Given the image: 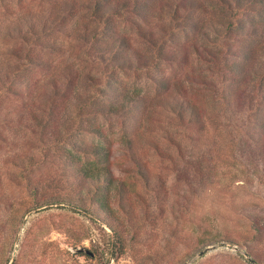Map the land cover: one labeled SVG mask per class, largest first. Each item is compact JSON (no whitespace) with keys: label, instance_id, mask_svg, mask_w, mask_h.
Segmentation results:
<instances>
[{"label":"rangeland","instance_id":"rangeland-1","mask_svg":"<svg viewBox=\"0 0 264 264\" xmlns=\"http://www.w3.org/2000/svg\"><path fill=\"white\" fill-rule=\"evenodd\" d=\"M5 1L8 8L0 1L2 26L24 21V10L39 12L62 0ZM78 1V10L65 27L47 36L61 48L36 46L37 54L53 60L51 75L41 68L27 69L23 54L33 46L26 26L23 33L27 40L16 32L0 39V66L16 65L12 68L18 69L11 71L8 79L0 78V264H264V156L244 134L253 125L252 118L246 119L252 102L251 108L245 105L239 109L233 101L211 100V83L226 73V66L211 62L213 57L192 52L189 64L160 61L155 67L113 70V76L98 85L106 91L99 98L104 105L116 100L120 83L130 90L136 88L148 100L146 108L140 104L127 115L120 110L99 119L109 126L115 140L114 180L107 192L96 190L98 181L75 171L74 164L82 159L63 150L70 145L56 148L45 143L46 137L52 136L43 127L48 124L46 95L54 88L58 93L64 91L68 69L79 66L77 88L84 94L94 91L89 86L91 80L104 78L100 60L87 56V43L76 31L99 29V23L87 14L88 0ZM211 15V11L204 13L206 22L211 21ZM250 15L259 19L264 12L259 18V14ZM121 28L132 38L129 54L133 50L150 53V46L135 28L125 21ZM193 35L189 33L187 38ZM180 37L185 41L184 35ZM188 72L197 79L203 75L207 81L195 83L204 88V129L173 125L172 114L153 103L154 96L166 91L149 74L166 77L168 91L177 93L175 88L181 87L176 85L186 86L183 78ZM5 83L18 89L5 87ZM188 91L193 95L190 85ZM67 96H56L54 106L59 108L57 119L63 125L73 120L77 110L73 97ZM37 103L41 108L33 105ZM258 106L264 115L263 103ZM161 128L167 129L176 143L163 138ZM125 135H141L136 139L138 162L119 144ZM142 135L157 139L160 150ZM91 164L98 167L103 162L92 159ZM22 171L27 179L20 176ZM119 181L123 184L118 187ZM57 195L71 202H45Z\"/></svg>","mask_w":264,"mask_h":264},{"label":"trees","instance_id":"trees-1","mask_svg":"<svg viewBox=\"0 0 264 264\" xmlns=\"http://www.w3.org/2000/svg\"><path fill=\"white\" fill-rule=\"evenodd\" d=\"M0 1H4L6 8L9 7L8 2ZM78 4V0H62L50 4L47 9L43 6L39 12L26 13L24 10L22 17L24 21L5 23L4 26L0 21V39H6L7 35L12 36L13 32H16L19 38L27 40L28 37L23 33V25L26 26L31 34L30 43L33 46L26 48L23 54L24 59L28 61L27 69L41 68L45 70V74L51 75L54 71H52L53 60L49 56L37 54L36 46L41 49L59 50L61 47L47 36H51L55 29L65 27L67 19L78 10ZM85 7L88 16L98 22L100 27L93 31H88L86 28L76 31L87 43L85 49L87 56L92 58L95 55L100 60L102 66L100 72L104 78L91 80L89 86L94 91L84 94L77 88L81 82L79 66L68 69L64 80L67 86L64 91L55 92L56 89L53 87V92L46 95L49 103L48 124L43 127L48 128L52 133V136L46 137L45 143L56 148L68 144L71 148L63 150L77 154L79 161L82 159V162L74 164V169L82 177L98 181L96 190L107 192L114 180L111 162L115 140L111 136L109 126H105L99 119L120 110L127 115L140 104L144 108L148 105V100L139 95L136 88L130 90L131 88L122 83H120L122 89L118 90L116 100L104 105L99 98H103L106 91L98 85L107 82L113 76V70L134 71L155 67L160 61L189 64L192 62V52L198 57H213L211 62H216L218 67L226 66V73H221L223 78H217L219 86L214 80L208 89L213 97L211 100H220V103L225 100L227 103L233 101L239 109L244 108L245 105L251 108L252 102V112L247 113L246 119L250 121L252 118L253 125L251 129H245L244 134L252 138L253 148L264 156V115L258 106L259 103H263L264 106V17L260 16L264 12V0H88ZM208 11H211L212 19L206 22L204 13ZM215 12L218 14L215 15ZM252 13L259 14L258 18L259 16L260 18L253 19L250 15ZM247 18L250 20L248 23ZM122 21L135 28L150 46V53L141 50L128 53L133 48L132 38L121 28ZM189 33H194L193 38H187ZM181 35L186 37L185 41H182ZM198 39H201L202 43L197 41ZM206 42L211 44V47L206 45ZM14 66L16 65L12 67ZM12 67L0 66V71L2 70L0 78L4 75L5 80L9 78L11 71L18 72V69ZM149 76L154 83L161 85L166 91L164 94L154 96L153 103L172 114L173 125L205 128L207 113L201 104L204 88L195 85V83H207L203 75V79H197L191 75V72L186 73L183 78L187 81L186 86L183 83L176 85L181 87L175 88L177 93L168 91L170 85L166 77L155 74ZM51 79L53 86L55 84L57 87L56 76L52 75ZM29 83L27 79V87ZM188 84L194 91L193 95L188 91ZM10 86H14L13 90L18 89L17 85L5 83V87ZM33 86L29 88L30 91L33 90ZM86 86L82 85V87ZM67 94L73 97V105L77 110L73 120L63 125L57 119L59 108L54 106L57 105L56 96L63 98ZM33 105L41 108L38 103ZM150 130L156 129L150 128ZM161 132L163 138L176 143L167 129L161 128ZM85 137H90L91 141H85ZM122 137L119 144L132 160L138 162L140 155L136 139L141 135ZM144 137L149 138L148 143L151 146L160 148L159 142L153 136L144 135ZM92 159L102 161L103 164L93 167ZM23 172L20 176L27 179L28 175ZM121 184L123 182L119 181L117 186ZM67 201L71 202L64 195L45 200L48 203ZM36 203L44 204L41 201Z\"/></svg>","mask_w":264,"mask_h":264},{"label":"water","instance_id":"water-1","mask_svg":"<svg viewBox=\"0 0 264 264\" xmlns=\"http://www.w3.org/2000/svg\"><path fill=\"white\" fill-rule=\"evenodd\" d=\"M207 247H208V246H207ZM207 247H205V248H207ZM78 249H82V248H81V247H79ZM202 251H203V250H201L199 253H202Z\"/></svg>","mask_w":264,"mask_h":264}]
</instances>
